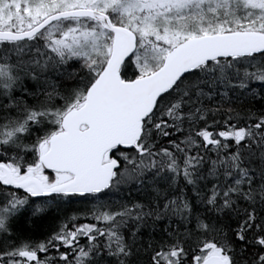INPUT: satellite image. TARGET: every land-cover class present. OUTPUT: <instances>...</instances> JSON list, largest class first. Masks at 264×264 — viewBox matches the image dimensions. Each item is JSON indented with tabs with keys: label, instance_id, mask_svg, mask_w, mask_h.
I'll return each mask as SVG.
<instances>
[{
	"label": "snow or ice",
	"instance_id": "snow-or-ice-1",
	"mask_svg": "<svg viewBox=\"0 0 264 264\" xmlns=\"http://www.w3.org/2000/svg\"><path fill=\"white\" fill-rule=\"evenodd\" d=\"M0 264H264V0H0Z\"/></svg>",
	"mask_w": 264,
	"mask_h": 264
}]
</instances>
